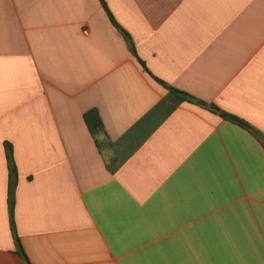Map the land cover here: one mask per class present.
I'll use <instances>...</instances> for the list:
<instances>
[{"label":"crops","instance_id":"obj_1","mask_svg":"<svg viewBox=\"0 0 264 264\" xmlns=\"http://www.w3.org/2000/svg\"><path fill=\"white\" fill-rule=\"evenodd\" d=\"M105 2L0 0V264H264V0Z\"/></svg>","mask_w":264,"mask_h":264},{"label":"trees","instance_id":"obj_2","mask_svg":"<svg viewBox=\"0 0 264 264\" xmlns=\"http://www.w3.org/2000/svg\"><path fill=\"white\" fill-rule=\"evenodd\" d=\"M102 7L104 8L105 12L107 13L111 23L117 28V30L123 35V36H126V32L117 24V22L115 21V19L113 18L112 14L110 13L109 9H108V6L105 2V0H99ZM158 83L162 84L164 87H166L170 92H172L173 94H175L177 97L183 99V100H190L188 97L187 94L183 93V92H180L168 85H166L164 82H162L161 80L157 79V78H154ZM203 106H205L206 108H211L212 110L214 111H218L217 108H215L214 106L212 105H207L205 103H202ZM220 115L226 119L227 121L231 122V123H234L238 126H241L247 130H249L264 146V141L262 140L261 136H259V134L254 131L252 128H250L244 121L232 116V115H229L227 113H224V112H220ZM84 119H85V122H86V125L91 133V135L93 137L96 138V136L100 135V134H103L104 132V128H103V124L98 116V114L96 113L95 110H90L89 112H87L85 115H84ZM8 148V155H7V159H8V162L9 164H12V157H11V153H12V148L10 145L7 146ZM14 197H13V188L11 187V190H10V199H9V219H10V226H11V231L13 233V237H14V241H15V248H16V252L17 254H19L20 256L22 257H25L24 256V252H23V249L20 245V242H19V239L15 233V227H14ZM25 260L27 261V259L25 258ZM27 264L28 261H27Z\"/></svg>","mask_w":264,"mask_h":264},{"label":"water","instance_id":"obj_3","mask_svg":"<svg viewBox=\"0 0 264 264\" xmlns=\"http://www.w3.org/2000/svg\"><path fill=\"white\" fill-rule=\"evenodd\" d=\"M127 40H128V42H129V44L131 45V42H130L129 38H127Z\"/></svg>","mask_w":264,"mask_h":264},{"label":"built area","instance_id":"obj_4","mask_svg":"<svg viewBox=\"0 0 264 264\" xmlns=\"http://www.w3.org/2000/svg\"><path fill=\"white\" fill-rule=\"evenodd\" d=\"M86 33V31H84Z\"/></svg>","mask_w":264,"mask_h":264}]
</instances>
